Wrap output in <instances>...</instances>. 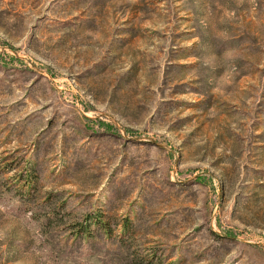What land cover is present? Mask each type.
I'll return each mask as SVG.
<instances>
[{
	"label": "rangeland",
	"instance_id": "obj_1",
	"mask_svg": "<svg viewBox=\"0 0 264 264\" xmlns=\"http://www.w3.org/2000/svg\"><path fill=\"white\" fill-rule=\"evenodd\" d=\"M153 256L264 264V0H0V264Z\"/></svg>",
	"mask_w": 264,
	"mask_h": 264
},
{
	"label": "trees",
	"instance_id": "obj_2",
	"mask_svg": "<svg viewBox=\"0 0 264 264\" xmlns=\"http://www.w3.org/2000/svg\"><path fill=\"white\" fill-rule=\"evenodd\" d=\"M18 170V169H13ZM18 179L20 183H23V187L19 188L16 190L15 195L17 197H19V199H21V202L25 203V202H31L32 198V191L33 189L37 186V180H38V175H37V168L34 167L32 164H28V166L19 172L18 175ZM23 206H25V204H23ZM23 206H21L19 208V213L24 212V213H29L31 212V210H26L23 209ZM34 215V213H32V216ZM58 214H52L51 217H45L46 221L42 220L41 217H35V215L33 216V218H38L37 221H39L41 224H43L44 222H46L47 224H50V222L55 221L58 219L57 217ZM88 222L89 225L84 227L82 226L79 230V234H82L83 236H90V231H89V227L91 226V224H93L95 227H97L100 231V233H102L105 236H110V227L108 224L104 223L102 214L100 213H94L92 215H88ZM43 227V225L41 226V228ZM45 227V226H44ZM121 236H124L127 233H130L131 231V222L128 218L124 219V221L122 222L121 226ZM135 262V261H134ZM157 262V263H156ZM158 258H156V256L151 257V259L149 258H145L142 259L141 261H138V263L136 264H159L158 263ZM133 264V263H132Z\"/></svg>",
	"mask_w": 264,
	"mask_h": 264
}]
</instances>
